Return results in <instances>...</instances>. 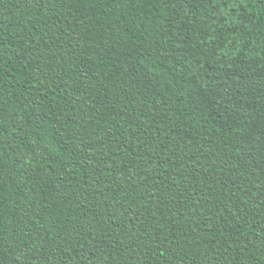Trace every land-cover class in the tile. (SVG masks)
Wrapping results in <instances>:
<instances>
[{"label": "trees", "instance_id": "trees-1", "mask_svg": "<svg viewBox=\"0 0 264 264\" xmlns=\"http://www.w3.org/2000/svg\"><path fill=\"white\" fill-rule=\"evenodd\" d=\"M0 264H264V0H0Z\"/></svg>", "mask_w": 264, "mask_h": 264}]
</instances>
